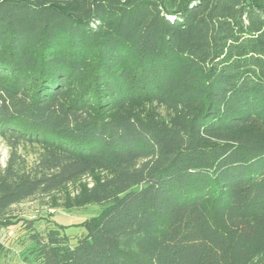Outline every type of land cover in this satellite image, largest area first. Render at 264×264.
Listing matches in <instances>:
<instances>
[{"label": "trees", "instance_id": "16d2710c", "mask_svg": "<svg viewBox=\"0 0 264 264\" xmlns=\"http://www.w3.org/2000/svg\"><path fill=\"white\" fill-rule=\"evenodd\" d=\"M131 101L165 116L112 114ZM250 126L264 127V0H0V217L89 175L83 200L103 206L76 243L28 221L25 261L264 264Z\"/></svg>", "mask_w": 264, "mask_h": 264}, {"label": "rangeland", "instance_id": "374dc122", "mask_svg": "<svg viewBox=\"0 0 264 264\" xmlns=\"http://www.w3.org/2000/svg\"><path fill=\"white\" fill-rule=\"evenodd\" d=\"M112 114L116 117L129 116L132 118H155L163 119V110L154 104L143 101H131L122 107L115 109ZM249 131L261 133L264 136V127L250 126ZM28 158L34 157L31 147L24 149ZM10 154L7 143L0 137V166H4ZM93 175L79 178L52 196H36L22 203L16 204L2 217H0V241L8 248L0 260L7 264H34L25 261L30 257L32 243L29 240V229L26 224L32 221L33 226L48 228L56 223L65 226L64 232L76 243L77 239L86 233L83 222L97 216L103 210L99 204L85 203L83 189L92 186ZM55 204L54 206L52 205Z\"/></svg>", "mask_w": 264, "mask_h": 264}]
</instances>
